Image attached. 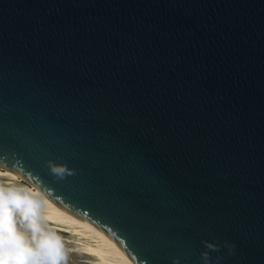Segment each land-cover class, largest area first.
Returning <instances> with one entry per match:
<instances>
[{"label": "water", "instance_id": "95a60500", "mask_svg": "<svg viewBox=\"0 0 264 264\" xmlns=\"http://www.w3.org/2000/svg\"><path fill=\"white\" fill-rule=\"evenodd\" d=\"M0 167L132 264H264V0H0Z\"/></svg>", "mask_w": 264, "mask_h": 264}, {"label": "clouds", "instance_id": "9594fccd", "mask_svg": "<svg viewBox=\"0 0 264 264\" xmlns=\"http://www.w3.org/2000/svg\"><path fill=\"white\" fill-rule=\"evenodd\" d=\"M52 173L63 179L70 170L52 167ZM47 201L40 191L26 186L0 187V264H66L62 242L47 226ZM207 250L217 251L219 245L203 241ZM231 252L234 245L225 242ZM209 251L201 252L202 264H218ZM172 264H181L174 257Z\"/></svg>", "mask_w": 264, "mask_h": 264}, {"label": "bare ground", "instance_id": "6f19581e", "mask_svg": "<svg viewBox=\"0 0 264 264\" xmlns=\"http://www.w3.org/2000/svg\"><path fill=\"white\" fill-rule=\"evenodd\" d=\"M12 186L36 189L14 172L0 167V187ZM43 198L47 201V226L53 232L64 234L60 236V240L65 243V252L93 260L90 264H132L102 232L54 205L44 195Z\"/></svg>", "mask_w": 264, "mask_h": 264}, {"label": "rangeland", "instance_id": "374dc122", "mask_svg": "<svg viewBox=\"0 0 264 264\" xmlns=\"http://www.w3.org/2000/svg\"><path fill=\"white\" fill-rule=\"evenodd\" d=\"M54 234L56 236H58L59 238H60V236L64 235L63 233H60V232H54ZM62 245H63V247L65 249L66 246H65L64 242H62ZM65 253L67 255L66 264H90V261H93L91 259H87L86 257H82V256H79V255H76V254H69L67 252H65Z\"/></svg>", "mask_w": 264, "mask_h": 264}]
</instances>
